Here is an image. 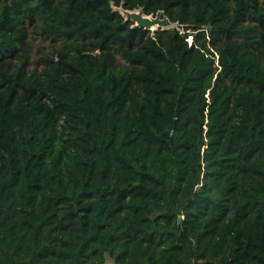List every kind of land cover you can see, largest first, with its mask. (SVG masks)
<instances>
[{
    "label": "trees",
    "instance_id": "16d2710c",
    "mask_svg": "<svg viewBox=\"0 0 264 264\" xmlns=\"http://www.w3.org/2000/svg\"><path fill=\"white\" fill-rule=\"evenodd\" d=\"M0 264H264V0H0Z\"/></svg>",
    "mask_w": 264,
    "mask_h": 264
},
{
    "label": "water",
    "instance_id": "95a60500",
    "mask_svg": "<svg viewBox=\"0 0 264 264\" xmlns=\"http://www.w3.org/2000/svg\"><path fill=\"white\" fill-rule=\"evenodd\" d=\"M113 9L121 12L125 20H132L133 26L144 27L146 29H150L152 32L156 29L181 26L178 21L173 22L165 14V11L163 9H159L155 14H146L142 6H140L138 9H127L123 6V4H121L119 6L113 5Z\"/></svg>",
    "mask_w": 264,
    "mask_h": 264
},
{
    "label": "rangeland",
    "instance_id": "374dc122",
    "mask_svg": "<svg viewBox=\"0 0 264 264\" xmlns=\"http://www.w3.org/2000/svg\"><path fill=\"white\" fill-rule=\"evenodd\" d=\"M176 27H178V26H176ZM191 38H192V37H189V40H190V41H191ZM43 43H44V42H43L42 40L39 39V40H38V43H37L36 45H38V44H43ZM33 59H34V60L37 59V55H36V53H33Z\"/></svg>",
    "mask_w": 264,
    "mask_h": 264
}]
</instances>
